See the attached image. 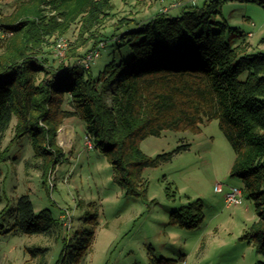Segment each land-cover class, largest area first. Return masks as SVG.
<instances>
[{
	"label": "trees",
	"instance_id": "trees-1",
	"mask_svg": "<svg viewBox=\"0 0 264 264\" xmlns=\"http://www.w3.org/2000/svg\"><path fill=\"white\" fill-rule=\"evenodd\" d=\"M113 1L16 0L12 12L0 17L5 34L0 46V161L16 119L12 141L29 135L34 158L48 179L65 156L59 131L67 120L78 118L112 166L115 183L127 196L146 198L145 170L170 162L190 145L152 158L141 143L165 131L200 133L216 120L236 155L231 176L242 180L244 198L253 202L258 216L244 238L264 256V53L247 54V46L227 42L229 27L217 17L228 0L185 3L179 6L180 16L161 10L144 22L124 18L117 29H126L108 36L99 27L114 9ZM75 25L76 39L57 64L48 48ZM108 41L129 44L132 59L113 61L98 76L92 73L95 62L89 69L76 65ZM91 42L92 48L81 54ZM11 212L12 228L6 231L0 222V235L59 237L64 229L49 211L36 213L28 196ZM203 218L201 209L182 208L170 223L194 229Z\"/></svg>",
	"mask_w": 264,
	"mask_h": 264
},
{
	"label": "rangeland",
	"instance_id": "rangeland-1",
	"mask_svg": "<svg viewBox=\"0 0 264 264\" xmlns=\"http://www.w3.org/2000/svg\"><path fill=\"white\" fill-rule=\"evenodd\" d=\"M15 1L0 0V17L12 12ZM204 1L114 0V9L99 32L118 35L126 29H117L121 19L144 22L165 9L172 16H180L179 4L202 6ZM217 22L228 25L225 37L233 47L247 46V54L264 53V0H228ZM77 30L75 25L65 37L69 46ZM219 31L217 26L213 28L214 33ZM4 37L0 32V46ZM93 44L81 49V54ZM55 45L48 48L49 57L59 64L69 47L61 60L56 57ZM132 56L129 44L118 46L108 41L92 65V73L98 76L109 63L128 62ZM73 123L59 132L65 156L48 179L43 177L41 162L34 158L29 135L12 141L16 119L7 131L0 161V212L6 211L0 214V222L6 231L10 230L14 221L11 211L21 197L28 196L36 213L49 211L64 229L59 237L12 231L1 234L0 264L264 263V256L244 238L258 219L253 202L244 198L242 205L228 207L225 201L229 189H242L243 182L231 176L236 155L218 121L204 124L200 133L165 131L141 143L143 153L152 158L190 145L170 162L145 170L146 198L126 195L115 183L113 168L102 153L85 148L83 122L76 118ZM217 184L223 185V193L215 191ZM182 208L193 212L201 209L202 223L194 229L172 225L171 215ZM64 215L66 221L62 220Z\"/></svg>",
	"mask_w": 264,
	"mask_h": 264
},
{
	"label": "built area",
	"instance_id": "built-area-1",
	"mask_svg": "<svg viewBox=\"0 0 264 264\" xmlns=\"http://www.w3.org/2000/svg\"><path fill=\"white\" fill-rule=\"evenodd\" d=\"M183 5V4H182ZM181 6V4H179ZM163 12H167L168 10H162ZM5 35V34H4ZM252 36V34H250ZM68 40L65 37H60L56 41L55 45V53L56 57L61 59L64 58L65 53L68 50ZM105 47L104 43H100L93 51L89 52L85 57L77 60L76 65L77 66H83L85 69H89L91 65L100 58L101 56V50ZM64 126L60 129L59 132L63 130ZM62 145V144H61ZM85 148L88 151H92L95 149V144L93 141V138L89 135L86 134V138L84 141ZM72 146V145H71ZM215 191L217 193H223L224 192V187L222 184H217L215 187ZM226 204L228 207L231 206H239L243 204L244 201V195H243V190L238 189L236 187L230 188L229 191L226 193V198H225ZM67 216H70V213H66ZM62 220L66 221L65 215L62 217ZM67 225L71 227V224L67 222Z\"/></svg>",
	"mask_w": 264,
	"mask_h": 264
},
{
	"label": "crops",
	"instance_id": "crops-1",
	"mask_svg": "<svg viewBox=\"0 0 264 264\" xmlns=\"http://www.w3.org/2000/svg\"><path fill=\"white\" fill-rule=\"evenodd\" d=\"M76 118H72L66 121V123L64 124V126H74L73 120Z\"/></svg>",
	"mask_w": 264,
	"mask_h": 264
}]
</instances>
